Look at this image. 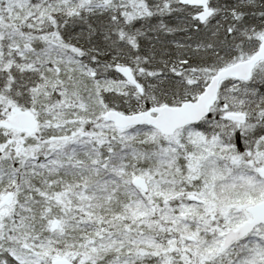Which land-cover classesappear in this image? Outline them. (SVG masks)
Returning a JSON list of instances; mask_svg holds the SVG:
<instances>
[{
  "label": "snow or ice",
  "instance_id": "1",
  "mask_svg": "<svg viewBox=\"0 0 264 264\" xmlns=\"http://www.w3.org/2000/svg\"><path fill=\"white\" fill-rule=\"evenodd\" d=\"M0 264H264V0H0Z\"/></svg>",
  "mask_w": 264,
  "mask_h": 264
}]
</instances>
